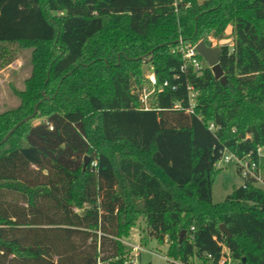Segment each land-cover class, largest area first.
Listing matches in <instances>:
<instances>
[{
  "label": "trees",
  "instance_id": "obj_1",
  "mask_svg": "<svg viewBox=\"0 0 264 264\" xmlns=\"http://www.w3.org/2000/svg\"><path fill=\"white\" fill-rule=\"evenodd\" d=\"M180 37H232L226 84L201 55V73L185 67ZM11 46L31 50L32 69L0 141L41 102L0 145V264H125L140 220L174 260L264 264V189L243 181L212 200L225 149L257 159L264 144V0H0L3 65ZM146 60L168 82L150 109L133 92ZM85 154L84 169L72 157Z\"/></svg>",
  "mask_w": 264,
  "mask_h": 264
},
{
  "label": "rangeland",
  "instance_id": "obj_2",
  "mask_svg": "<svg viewBox=\"0 0 264 264\" xmlns=\"http://www.w3.org/2000/svg\"><path fill=\"white\" fill-rule=\"evenodd\" d=\"M226 43H232V37L224 39L222 41L213 40V46H220ZM11 52H13V60L8 65H3L10 56L0 58V112L16 106L19 103L18 98L13 93V87L23 89L25 86V80L31 75V50L21 49L17 46H11ZM143 70L146 79L152 74L150 62L147 60L143 63ZM155 99L151 101L150 106L154 105ZM39 119H35L34 122H38ZM89 156V161L86 165L93 166L95 161L89 154L72 157L73 160H79L84 167L85 157ZM217 167L220 169L214 178L213 183V202L223 201L228 194H230L235 188L240 187L243 184V177L241 176L238 165L235 160L229 163H225L223 159L219 160ZM133 230V231H132ZM134 235H129L125 238V242L132 244H139L143 248L141 257L138 258L139 264H213L211 259H202L198 256L193 257L188 263H184L181 260H174L167 256L169 243L167 241H159L155 237L150 236L146 231V223L143 220L138 221L136 227L132 228ZM141 237H139V233ZM127 245V244H126ZM128 249H131L127 245ZM226 251H228L226 249ZM229 264H239L236 259L230 260Z\"/></svg>",
  "mask_w": 264,
  "mask_h": 264
},
{
  "label": "built area",
  "instance_id": "obj_3",
  "mask_svg": "<svg viewBox=\"0 0 264 264\" xmlns=\"http://www.w3.org/2000/svg\"><path fill=\"white\" fill-rule=\"evenodd\" d=\"M179 42V47L174 51H178L182 54L185 67L191 66L195 71L201 73L203 69V62L199 58L200 54L196 49V44L184 43L181 37ZM167 84L168 82H165L163 86H158L157 78L152 71V74L148 76L147 82L143 86L134 89L133 92L138 95L141 107L143 109H150L152 107L150 106L151 101ZM188 89L189 105L187 107V112L194 113L199 91L192 86H188ZM209 129L215 133L219 130V127L215 123L210 122ZM256 154L257 159L252 157L251 154L239 156L238 154L225 149L224 155L221 159H223L225 163L235 160L238 165L239 172L243 177V181H253L258 187L264 189V167L262 165L264 160V144L257 147ZM125 244L131 247L125 256V264H139L138 258L143 251L142 246L140 244H132L127 242H125ZM226 249L227 248H225V250ZM208 256L211 257V255ZM230 260V256L223 257L220 260V264H229Z\"/></svg>",
  "mask_w": 264,
  "mask_h": 264
},
{
  "label": "water",
  "instance_id": "obj_4",
  "mask_svg": "<svg viewBox=\"0 0 264 264\" xmlns=\"http://www.w3.org/2000/svg\"><path fill=\"white\" fill-rule=\"evenodd\" d=\"M196 49L199 52V54L203 57V59L206 61V63L211 67L215 78L220 80L221 83L226 84L227 82V77L224 74V70L221 66L220 63V59H221V47L220 46H213V45H208L204 40H200L197 44H196ZM152 53V51L148 54L150 55ZM147 55H144L140 58L144 59L146 58ZM47 98V97H45ZM41 101H39L38 103L35 104V109L33 114L25 117L24 119H22L20 122H18L15 127H13L8 134L3 138L2 141H0V145L4 144L5 142L8 141V139L10 138V136L14 133V131L23 123H26L30 120H32L38 113V107ZM89 161V156L85 157V163H84V169L86 168V165ZM220 229L222 231L223 234L227 235L228 237L232 236L231 231L228 229V227L226 226V224L222 223L220 225ZM186 233V230H183L180 236V240L182 241L184 235ZM242 261L245 263L246 258H243Z\"/></svg>",
  "mask_w": 264,
  "mask_h": 264
},
{
  "label": "crops",
  "instance_id": "obj_5",
  "mask_svg": "<svg viewBox=\"0 0 264 264\" xmlns=\"http://www.w3.org/2000/svg\"><path fill=\"white\" fill-rule=\"evenodd\" d=\"M133 231V230H132ZM132 231H131V235H134L133 233H132ZM140 231H138V233H139ZM139 237H141V233H139ZM130 238V237H129ZM140 245H141V243H139ZM139 257H141V254H140V256Z\"/></svg>",
  "mask_w": 264,
  "mask_h": 264
}]
</instances>
